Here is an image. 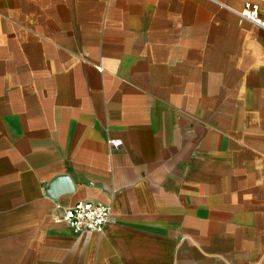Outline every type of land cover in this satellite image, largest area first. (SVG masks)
Listing matches in <instances>:
<instances>
[{
  "label": "crops",
  "instance_id": "1",
  "mask_svg": "<svg viewBox=\"0 0 264 264\" xmlns=\"http://www.w3.org/2000/svg\"><path fill=\"white\" fill-rule=\"evenodd\" d=\"M245 2L264 20V0H0V264H264ZM79 200L110 206L102 232L55 220Z\"/></svg>",
  "mask_w": 264,
  "mask_h": 264
},
{
  "label": "built area",
  "instance_id": "2",
  "mask_svg": "<svg viewBox=\"0 0 264 264\" xmlns=\"http://www.w3.org/2000/svg\"><path fill=\"white\" fill-rule=\"evenodd\" d=\"M238 14L246 21L264 30V20L259 17L256 4L245 2ZM112 148L120 145L119 140H109ZM111 210L109 205L90 201H76L62 210L56 221L64 223L74 234L87 232L100 233L110 221Z\"/></svg>",
  "mask_w": 264,
  "mask_h": 264
},
{
  "label": "water",
  "instance_id": "3",
  "mask_svg": "<svg viewBox=\"0 0 264 264\" xmlns=\"http://www.w3.org/2000/svg\"><path fill=\"white\" fill-rule=\"evenodd\" d=\"M66 182V178L65 176H60L59 178H57L54 182L55 186L57 185H63V183ZM66 189L70 190L71 189V186L67 183V187Z\"/></svg>",
  "mask_w": 264,
  "mask_h": 264
}]
</instances>
